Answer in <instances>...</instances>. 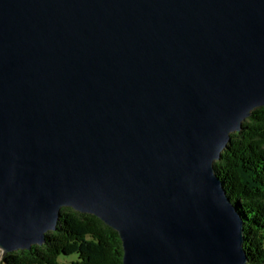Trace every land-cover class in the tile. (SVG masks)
Wrapping results in <instances>:
<instances>
[{"label": "water", "instance_id": "water-1", "mask_svg": "<svg viewBox=\"0 0 264 264\" xmlns=\"http://www.w3.org/2000/svg\"><path fill=\"white\" fill-rule=\"evenodd\" d=\"M264 108V0H0V252L61 209L122 264H248L214 163Z\"/></svg>", "mask_w": 264, "mask_h": 264}, {"label": "trees", "instance_id": "trees-1", "mask_svg": "<svg viewBox=\"0 0 264 264\" xmlns=\"http://www.w3.org/2000/svg\"><path fill=\"white\" fill-rule=\"evenodd\" d=\"M214 168L245 221L248 264H264V108L231 135ZM122 248L117 231L95 216L64 208L44 245L7 254L0 264H60L59 257L74 254L78 261L71 264H122Z\"/></svg>", "mask_w": 264, "mask_h": 264}, {"label": "rangeland", "instance_id": "rangeland-1", "mask_svg": "<svg viewBox=\"0 0 264 264\" xmlns=\"http://www.w3.org/2000/svg\"><path fill=\"white\" fill-rule=\"evenodd\" d=\"M4 257L0 252V263L3 261ZM78 257L74 254L72 256L67 257H59V263L60 264H71L72 262H77Z\"/></svg>", "mask_w": 264, "mask_h": 264}]
</instances>
